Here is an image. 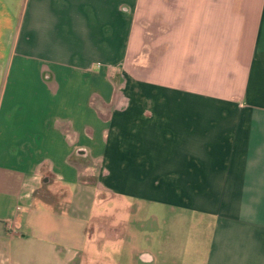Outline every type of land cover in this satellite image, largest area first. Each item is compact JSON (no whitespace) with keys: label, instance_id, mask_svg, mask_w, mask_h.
I'll use <instances>...</instances> for the list:
<instances>
[{"label":"crops","instance_id":"crops-1","mask_svg":"<svg viewBox=\"0 0 264 264\" xmlns=\"http://www.w3.org/2000/svg\"><path fill=\"white\" fill-rule=\"evenodd\" d=\"M126 198L177 207L155 252ZM124 252L264 264V0H0V264Z\"/></svg>","mask_w":264,"mask_h":264},{"label":"rangeland","instance_id":"rangeland-1","mask_svg":"<svg viewBox=\"0 0 264 264\" xmlns=\"http://www.w3.org/2000/svg\"><path fill=\"white\" fill-rule=\"evenodd\" d=\"M127 203L129 205V210L115 212V211H107L108 209H104L100 207V211H95L97 216L106 217L109 215L112 217V224L120 225L123 223L124 226L120 228H114L111 230L109 234L111 238H115L119 241V245L122 247H128V251L135 252L137 254L141 252H145L146 250L154 251L155 250V242L157 240V236L163 234L165 237H170L171 232L167 231V228L170 227V224L174 221V219H180L177 210V207L173 205L170 206H163L158 205L154 202H141L134 199L126 198ZM117 206L123 208L126 206L125 201L124 203H119ZM127 207V206H126ZM98 227V225L96 224ZM106 234L101 232L94 233V238H97V241L103 243L105 242ZM102 239V240H99ZM155 252V251H154ZM100 254L101 259L98 261L103 260L106 261L104 257L108 252L106 250ZM124 254L125 257H122V264H132L133 263V256H129L127 252ZM102 262V261H101ZM107 262V261H106ZM132 262V263H131ZM93 262L91 261L90 264ZM103 264H116L109 260L108 263ZM134 264H140L135 262Z\"/></svg>","mask_w":264,"mask_h":264},{"label":"trees","instance_id":"trees-1","mask_svg":"<svg viewBox=\"0 0 264 264\" xmlns=\"http://www.w3.org/2000/svg\"><path fill=\"white\" fill-rule=\"evenodd\" d=\"M35 195L38 196L39 198H42L43 200H46V201H52L53 200L52 195H49L48 193L46 194L43 189L37 191L35 193Z\"/></svg>","mask_w":264,"mask_h":264}]
</instances>
